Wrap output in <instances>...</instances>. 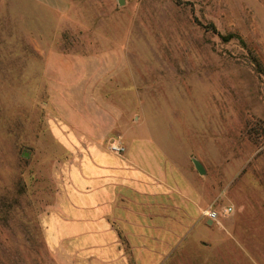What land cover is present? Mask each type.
I'll list each match as a JSON object with an SVG mask.
<instances>
[{"label": "rangeland", "instance_id": "obj_1", "mask_svg": "<svg viewBox=\"0 0 264 264\" xmlns=\"http://www.w3.org/2000/svg\"><path fill=\"white\" fill-rule=\"evenodd\" d=\"M95 139H152L185 181L155 264H264V0H0V264H148L119 230L54 237Z\"/></svg>", "mask_w": 264, "mask_h": 264}, {"label": "crops", "instance_id": "obj_2", "mask_svg": "<svg viewBox=\"0 0 264 264\" xmlns=\"http://www.w3.org/2000/svg\"><path fill=\"white\" fill-rule=\"evenodd\" d=\"M110 143L121 144L122 152L110 150ZM85 149L73 162L76 167L62 195L66 207L59 212L58 226H53L57 243L66 238L75 243H112L121 231L131 246H155L143 247L147 263L155 264L185 228L179 210L178 214L170 210L173 204L186 203L181 196L186 184L179 169L152 139L123 144L116 139L108 143L95 139Z\"/></svg>", "mask_w": 264, "mask_h": 264}, {"label": "built area", "instance_id": "obj_3", "mask_svg": "<svg viewBox=\"0 0 264 264\" xmlns=\"http://www.w3.org/2000/svg\"><path fill=\"white\" fill-rule=\"evenodd\" d=\"M109 149L115 153H120L123 150V146L121 144H118V143H110ZM228 209H230V208L229 207L223 208V212H226ZM202 213L206 218L213 220V219H215V217L219 213V211L211 209V208H207V209H204L202 211Z\"/></svg>", "mask_w": 264, "mask_h": 264}, {"label": "water", "instance_id": "obj_4", "mask_svg": "<svg viewBox=\"0 0 264 264\" xmlns=\"http://www.w3.org/2000/svg\"><path fill=\"white\" fill-rule=\"evenodd\" d=\"M193 164H194L196 170H197L199 173H202V172H203V168H202V166L199 164L198 161L194 160V161H193Z\"/></svg>", "mask_w": 264, "mask_h": 264}]
</instances>
